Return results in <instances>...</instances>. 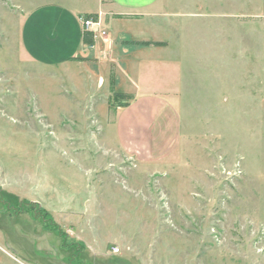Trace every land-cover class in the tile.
Listing matches in <instances>:
<instances>
[{
  "label": "rangeland",
  "instance_id": "rangeland-1",
  "mask_svg": "<svg viewBox=\"0 0 264 264\" xmlns=\"http://www.w3.org/2000/svg\"><path fill=\"white\" fill-rule=\"evenodd\" d=\"M49 2L76 0H0V264H264V0H166L177 70L140 81L171 83L182 137L153 164L115 140L112 60L26 57Z\"/></svg>",
  "mask_w": 264,
  "mask_h": 264
},
{
  "label": "crops",
  "instance_id": "crops-1",
  "mask_svg": "<svg viewBox=\"0 0 264 264\" xmlns=\"http://www.w3.org/2000/svg\"><path fill=\"white\" fill-rule=\"evenodd\" d=\"M87 15L98 19L100 28L106 31L91 45L83 42L79 20ZM19 38L26 57L41 64L106 65L108 59L112 60L117 66V92L130 95L115 117L114 136L119 149L142 164L160 163L173 155L182 137L173 87L167 83L169 87L155 89L151 75L145 79L149 84L140 81L145 67L150 72H170L166 80L171 81L174 67L177 70L173 64V12L166 0L43 3L26 11ZM45 56L50 60H44ZM123 80L129 82L125 87L120 83Z\"/></svg>",
  "mask_w": 264,
  "mask_h": 264
},
{
  "label": "built area",
  "instance_id": "built-area-1",
  "mask_svg": "<svg viewBox=\"0 0 264 264\" xmlns=\"http://www.w3.org/2000/svg\"><path fill=\"white\" fill-rule=\"evenodd\" d=\"M79 20L81 22L83 30L89 32L92 36V39L105 35L106 31L100 28V23L98 19L81 16ZM112 250L116 252L118 251V248L114 246Z\"/></svg>",
  "mask_w": 264,
  "mask_h": 264
},
{
  "label": "trees",
  "instance_id": "trees-1",
  "mask_svg": "<svg viewBox=\"0 0 264 264\" xmlns=\"http://www.w3.org/2000/svg\"><path fill=\"white\" fill-rule=\"evenodd\" d=\"M86 17H92L93 18V15H87ZM82 39H83V42L87 45H91L93 43V39H92V36L89 32H86L84 31L83 32V35H82ZM115 95H124L128 98H130V95H126V94H122V93H118V92H115ZM53 226H51V230L54 231V232H57V227L55 226V224H52Z\"/></svg>",
  "mask_w": 264,
  "mask_h": 264
}]
</instances>
